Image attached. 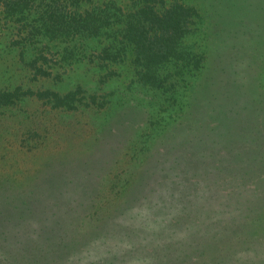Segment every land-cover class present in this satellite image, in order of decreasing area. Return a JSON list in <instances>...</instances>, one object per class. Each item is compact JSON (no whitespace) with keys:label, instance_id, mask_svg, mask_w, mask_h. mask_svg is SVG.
I'll list each match as a JSON object with an SVG mask.
<instances>
[{"label":"rangeland","instance_id":"rangeland-1","mask_svg":"<svg viewBox=\"0 0 264 264\" xmlns=\"http://www.w3.org/2000/svg\"><path fill=\"white\" fill-rule=\"evenodd\" d=\"M190 2L205 16L210 39L207 48L201 35L186 42L204 52L189 100L197 106L217 95L222 116L215 123L222 119L214 146L171 127L167 140H153L157 119L136 110L111 123V132L104 113H40L50 106L42 98L49 90L63 96L81 83L77 78L92 80L82 78L79 63L65 65L55 42L28 34L33 28L0 22V88L21 83L20 94L29 96L15 109L0 108V206L10 210L0 208V264H264V151L238 141L233 152H222L223 125L237 133L225 109L264 115V0ZM22 42L31 45L27 72L14 64ZM128 84L115 77L98 95ZM49 179L59 185L53 199L29 194ZM65 197L75 205L57 209Z\"/></svg>","mask_w":264,"mask_h":264},{"label":"trees","instance_id":"trees-1","mask_svg":"<svg viewBox=\"0 0 264 264\" xmlns=\"http://www.w3.org/2000/svg\"><path fill=\"white\" fill-rule=\"evenodd\" d=\"M62 1L63 5H60ZM130 2L131 5H127ZM66 6L72 7L73 11L67 14ZM0 7V22L9 24L10 29L33 28L28 34L33 37L38 35L37 40L43 39L44 45L55 42L53 47H57L65 65L79 63L77 69L82 78L92 80L77 78L75 81L83 84H75L76 87L63 96L49 90L51 96L42 98L47 99L50 106L40 113L55 114L57 117L64 114L65 118L78 111L92 112L91 115L95 116L104 113L103 118L111 132V123L125 116L124 112L136 110L157 119L150 123L154 126L153 140H167L173 133L167 131L171 127L176 133L180 131L181 136L193 137L197 145V137L204 146L216 145L214 131L222 119L215 123V119L222 116L221 110L214 104L219 102L217 95L210 93L201 102L202 105L197 106V102L189 100L192 85L197 82L202 70L204 52L200 56L186 42L191 35L198 40L201 35L204 38L203 47L210 39L205 16L190 0H0ZM19 46V56H15L17 61L14 64L25 66L22 69L27 72L29 64L24 55L31 45L26 46L22 42ZM208 46L205 44L204 48ZM9 71L17 75L13 65ZM122 75L125 83H129L123 91L116 93L110 89L107 94L98 95L97 88ZM43 77L46 79L48 75L43 74ZM22 85L18 83L14 88H0V108L15 109L24 100H29V96L20 94ZM127 88L134 95L138 94L137 99L128 98V94L124 93ZM247 111L245 106L225 109V116L234 122L237 133L232 134L228 130V123L223 125L225 148L222 152H233L238 148V141L241 148L248 147L257 150L256 153L264 151V115L260 112L261 118L257 119L256 113L254 117H249ZM211 150L214 151L210 149L208 155ZM206 156L193 158L203 160ZM110 184L114 186V182ZM64 186L67 191H74L70 185ZM80 187L83 184L77 182L76 192ZM31 188L30 195L37 192L44 193L40 196L44 197L49 192L50 199H53L52 193L57 192L59 185L49 179L41 187L34 184ZM87 188L84 185L85 191ZM69 205H75V199L65 197L58 201L57 209H66ZM0 208L4 209L3 212H10L8 207ZM23 209L12 210L21 212ZM49 210L52 214V209ZM151 221H154L153 218ZM51 222H48L49 225Z\"/></svg>","mask_w":264,"mask_h":264}]
</instances>
